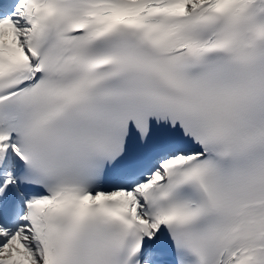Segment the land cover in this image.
<instances>
[{"label":"snow or ice","instance_id":"obj_1","mask_svg":"<svg viewBox=\"0 0 264 264\" xmlns=\"http://www.w3.org/2000/svg\"><path fill=\"white\" fill-rule=\"evenodd\" d=\"M0 264H264V0H0Z\"/></svg>","mask_w":264,"mask_h":264}]
</instances>
